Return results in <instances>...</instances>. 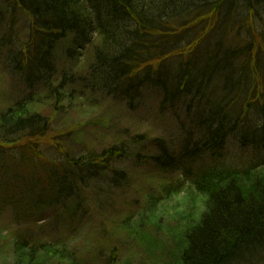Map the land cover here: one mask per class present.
<instances>
[{"label":"trees","instance_id":"16d2710c","mask_svg":"<svg viewBox=\"0 0 264 264\" xmlns=\"http://www.w3.org/2000/svg\"><path fill=\"white\" fill-rule=\"evenodd\" d=\"M3 4L5 68L30 94L0 114V207L20 210L19 217L28 208L64 207L82 220L90 184L105 176L114 186L126 180L115 169L127 159L121 145L77 159L58 149L61 159L43 156L50 121L33 106V93L61 96L77 84L129 104L149 88L183 130L179 157L164 140L147 142L154 152L148 163L162 177L157 197L168 200L188 188L201 203L183 214L175 231L176 264H264V0ZM87 49L86 75L59 71V53L74 63ZM233 141L241 164L232 166L225 157ZM102 233L88 259L99 264L106 249L103 264H114L118 250ZM71 236L34 241L17 230L2 264H88L68 243Z\"/></svg>","mask_w":264,"mask_h":264},{"label":"rangeland","instance_id":"374dc122","mask_svg":"<svg viewBox=\"0 0 264 264\" xmlns=\"http://www.w3.org/2000/svg\"><path fill=\"white\" fill-rule=\"evenodd\" d=\"M3 10V0H0V12ZM24 29L22 24L21 39L25 38ZM3 30L4 22L0 19V37ZM21 39L19 42L23 41ZM5 52L6 48L0 50V114L30 94L5 68ZM88 52L89 49L81 60L74 63H68L59 53V71L86 75L90 63ZM59 93L62 95L51 96L42 91L31 96L36 110L50 121L49 145L42 150L43 156L51 161L61 159L59 152L55 151L58 149L77 159L88 151L100 153L121 145L127 152V159L115 169L124 172L125 183L114 186L110 177L105 176L90 184L82 194L86 206L82 220L78 211L76 215H66L64 207L28 208L19 217L20 210L15 212L3 205L0 207V264L8 257L14 242L12 236H16L17 230H27V235L34 241L40 237L54 241L57 234L70 233L72 236L68 243L83 253H80L81 261L88 264H94L88 257L102 243L103 231H106L109 244L118 250L114 264H176L175 231L188 209H200V199L194 197L188 188L168 200L158 199L162 177L155 174L147 158L149 153L154 154L147 145L152 139L164 140L174 157H179L183 130L176 113L161 109V95L149 88H144L129 104L118 97H105L80 88L77 84L67 85ZM240 156L236 141L231 142L225 161L232 166L239 165ZM96 187L102 191H97ZM150 209H154L156 216ZM22 217L24 220L19 219ZM123 223L124 226L121 225ZM6 238L8 240L5 241ZM104 252L99 264H103L107 256L108 251L105 249Z\"/></svg>","mask_w":264,"mask_h":264}]
</instances>
